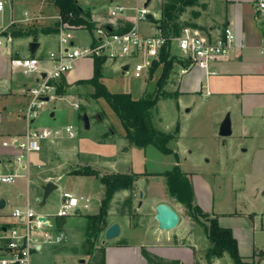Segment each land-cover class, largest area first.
Returning <instances> with one entry per match:
<instances>
[{"label":"rangeland","instance_id":"374dc122","mask_svg":"<svg viewBox=\"0 0 264 264\" xmlns=\"http://www.w3.org/2000/svg\"><path fill=\"white\" fill-rule=\"evenodd\" d=\"M78 1L86 9L107 13L115 2L126 0H114V3L110 0ZM200 1L202 4L206 0ZM15 2L20 6L21 0H15ZM151 7H155V16H160L162 1L152 0ZM201 8V6L188 8L184 17L192 19V9ZM206 15L208 17L205 19L201 17L199 21L206 25L212 24L213 13L210 11ZM146 24L144 23L143 26ZM51 39L54 40L52 43L57 40L56 36H52ZM174 48L177 50L176 47ZM49 50L50 47L42 41L38 51L48 53ZM135 60H130L132 65ZM73 73L69 74L68 80L66 78L59 80V85H63V93L55 91L54 98L50 103L48 102L49 104L47 103L45 110L40 113L32 127L60 128L72 125L74 128L75 137L63 135L60 138L48 140L41 153L40 161L43 168L41 174L48 175V169H55L50 180L54 181L58 178V189L46 198L45 205H41L44 200V189L41 184L33 182L28 192L25 176L18 177L13 183H3L0 194L4 197L0 199V202L6 201L1 208L7 218L16 221V218L12 216L16 208L21 210L31 208L37 214L47 213L56 216L64 191H71L78 197H88L91 200L89 208L79 214L67 216L66 238L57 247L67 250V255L71 256L67 260L71 264H89L90 254L86 253L82 246L85 241L83 226L87 220L86 214H96L99 211L104 186L95 176L75 175L71 171L88 164L101 173L128 171L147 173L148 175L138 182L134 202L137 212L134 217L118 213V202L127 196V191L117 193L113 199L107 221L110 225L113 220L119 223L120 236L104 242L105 230L97 239H91L95 240L97 245L118 244L119 240L125 239L130 243H142L162 254L161 256L178 258L192 264H207L205 253L211 246L204 231L207 220L203 217L193 219L186 207L171 197L167 190L166 177L163 173L171 170L178 162L193 183L195 203L211 216L216 215L222 218L223 226H234L240 254L248 256L245 257V261L264 264V160L257 159L251 150L243 151L250 144L249 138L239 137L236 133L221 136L220 125H215L214 128L212 124L215 116L224 120L229 115L233 122V103L225 100L224 104L222 103L223 106L220 104L218 107L220 110L218 109L215 115L207 110L206 106L205 108L201 106L205 110L195 107L193 111L186 113L189 105L185 107L184 104L189 103V99L183 98L184 103L182 102L180 107H178L177 98L159 101L154 118L156 127L165 132H173L178 121L180 128L181 125L184 127L178 139L168 143V146L177 152L179 156L177 161L174 154H165L154 145L146 149L130 145L124 136L121 121L111 106L104 99L87 98L93 91V87L79 82L92 76L93 60L91 58L76 61ZM159 74L160 71L156 74L151 72V76L146 80L144 77L137 78L132 73L124 74L117 66L111 67L107 63L104 64L103 81L111 91L131 92L138 98L155 93ZM16 90L17 87L14 88L15 93ZM67 95L70 96L65 97ZM13 100L17 110L22 109V97L18 93ZM74 104H82L85 108H76ZM227 104L230 105V109L224 111ZM54 105L56 108H53ZM53 110L55 115L51 116L50 113ZM84 113L89 115L91 121L89 129L85 128L82 120ZM97 114H100L102 120L98 119ZM254 114L256 121H252L253 124L264 128V108L255 110ZM200 120L203 124L197 125ZM103 137L105 140L101 142L99 139ZM58 171H61V177L57 176ZM22 182L24 184L21 188ZM140 191H143L142 196ZM20 195L23 197L20 198ZM159 199L170 200L180 213L179 224L172 230L183 235L180 245L169 237V231L159 228L155 218L156 207L154 208L155 202ZM236 213L237 218H233ZM215 262L216 264H234L228 254Z\"/></svg>","mask_w":264,"mask_h":264},{"label":"crops","instance_id":"0c3cea01","mask_svg":"<svg viewBox=\"0 0 264 264\" xmlns=\"http://www.w3.org/2000/svg\"><path fill=\"white\" fill-rule=\"evenodd\" d=\"M4 1L5 8L3 11H0V28L8 27L7 35L10 36V39L7 40L5 54L0 57V156L12 157L20 152L18 147L15 145L17 140L22 139L26 131L33 127L39 116L29 122L24 115L29 99L24 90L36 83L37 76L36 74L26 75L21 69L13 67L11 64V59L18 56L32 55L30 53L29 46L32 41H38L40 46L42 41H44L47 46L50 47V50L56 49L58 47V32L53 35L40 33L38 35V39L34 40L32 36H12L11 27L14 25L26 26L28 24H34L24 23L21 21L25 11H42L43 13L52 16L57 14L58 10L54 5L47 3L46 0H21L20 6H18L19 3L17 4L15 0ZM110 1L111 3H114V0ZM161 1L163 3V0ZM199 2L201 4L200 0ZM203 3L206 4V8H201L202 10L197 9L198 16L192 17L193 20L190 18L193 23L198 25V27L194 28L199 29L205 34H209L210 36H215L225 26H230L233 29L236 37L234 49L228 57H224L212 62L208 68L194 66L190 67L184 73L181 72V69L182 67L186 66V63L177 59L174 69V78L172 80V82L175 83H172L170 87L172 89H178L179 91V95L177 97L179 103L178 107L181 106L183 98L189 99L190 102H187L188 104H184L185 107L189 105V107L186 109V113H190L195 107L199 108L203 106L205 108L206 106L207 110L212 111L216 115L220 110L218 108L220 107V104L223 106L222 103L224 104L225 100L228 102L231 101V103H233V122H231L232 134L236 133L239 137L249 138L250 144L243 151L247 152L251 150L257 159L264 160V128L259 125H254L252 122L256 121L254 116L255 110L264 108V57L260 52L262 28L260 22L255 17V0H206L203 1ZM137 4L138 3L134 0L119 1L115 2V4H113L110 9L116 5H127L129 7H134ZM139 4H141V2H139ZM200 4L199 6L202 7V4ZM151 6L152 1L149 3V8L153 18L141 23L142 32L146 35L155 34L159 30L153 19L160 18L161 13L160 16L156 17L154 11L155 7L152 8ZM82 8L84 7L82 6ZM84 9H89L87 11L91 13L92 19L96 22V25H101L109 21H115L109 16L110 9L107 13L97 12L95 9L92 10L90 8ZM210 11L213 13V16H211L212 24L206 25L201 23L199 18L203 17L205 19L208 17L206 14H208ZM128 13L130 16H132L134 14V10L129 9ZM182 19L188 20L184 17V15L182 16ZM55 23V19L52 18L48 21L38 22L37 24L40 26H51ZM144 23L147 24L143 26ZM147 26L150 27L147 28ZM81 27L82 26L75 30V40L81 44H87L92 37V31ZM52 36H56L57 38L55 43H52V41H54L51 39ZM175 51L177 50H174V52ZM34 55L40 56L41 58H46L47 52H39L37 50ZM107 63L110 64L111 67L117 66L116 64L110 62H106L105 64ZM69 74H74L73 70L68 72L59 80L65 78L68 80V76H70ZM144 78L146 79V77ZM86 79L89 78H85L84 80ZM59 80L56 81V85H59ZM15 87H17L16 93L22 97V109L19 110H17L13 100V98L16 96V93L14 92ZM68 96L70 95L65 97ZM45 107L40 111V113L45 110ZM54 107L56 108V105H54L53 108ZM204 108L201 107V109ZM229 109L230 105L227 104L224 108V111ZM54 110L51 111V116L55 115ZM222 122L223 120L220 118H217L216 116L213 117L212 124L214 128L215 125L221 126ZM198 124H203L202 120L198 121L197 125ZM183 128L184 127L181 125V132ZM5 141H13L14 145L4 146L3 142ZM46 143L47 141L43 143V149ZM43 149L41 152L32 153V155H29L28 157L29 171L28 176L25 177V180L27 178L26 182L28 192L31 189V184H33V182H37L38 185L41 184V187L43 188V185H45L48 181H53L50 180V178L52 173L55 172V169H48V175L44 176L41 174V170L43 168L40 160ZM19 166L20 170L25 172L23 171L26 169L24 167L25 163H21ZM58 166H60V164ZM56 174L57 176H62L61 171L56 172ZM21 178H24V176ZM57 179H55L53 182L58 185ZM23 184L24 183L22 182L20 187ZM1 186L2 184H0V188ZM2 197H4L3 194H0V199ZM22 197L23 196L20 195V198ZM162 202L168 203L173 209L177 211L180 216V213L175 208V206L171 204L170 200L167 199L157 200L154 204V208ZM45 204L46 198L42 201L41 205ZM1 207L3 206H0V258L4 255V251L6 250V239L3 236L7 229L15 222L14 220L9 219V217L7 218L6 214L2 212L3 208ZM83 210L84 209L78 210L76 213L79 214ZM38 214L46 216L53 224L51 229H56L55 216H51L47 213ZM233 218H237V213L233 215ZM221 221L222 218L219 217V222L222 225ZM114 222L115 220H113V223ZM230 228L233 230V233L236 237L234 226H231ZM65 229L66 225L64 226L63 230L65 231ZM169 232V237H172V240H174L178 245L182 244L180 240L183 238V235L181 236L172 230ZM142 246L146 245L142 243L130 242H128L126 245H105V264H146V259L144 258L141 251ZM53 248V245L46 244L41 248V250L33 251L32 264H71L70 261L67 260L71 256H68L66 251L54 252ZM148 248L151 251L162 255L159 252L152 250V248ZM212 264H216V262H213ZM258 264H260V262Z\"/></svg>","mask_w":264,"mask_h":264},{"label":"built area","instance_id":"2783aa9c","mask_svg":"<svg viewBox=\"0 0 264 264\" xmlns=\"http://www.w3.org/2000/svg\"><path fill=\"white\" fill-rule=\"evenodd\" d=\"M134 1L138 3L134 7L116 5L110 9L109 16L115 21L96 25L91 29L92 37L87 44L75 40V30L80 27L69 25L61 14L51 16L42 11L24 12L21 20L24 23H38L52 18L58 23V47L49 50L46 58L27 55L11 59L13 67L21 69L26 75L37 76L36 83L24 90L29 98L24 114L27 121L31 122L39 116L40 111L54 98L57 90L56 81L73 70L76 61L82 58L102 57L105 63L116 64L124 74L132 73L137 78H147L151 76V67L155 61L160 60L163 50L169 51L176 59L186 63L181 69L182 73L194 66L208 68L212 62L228 57L232 53L236 37L230 26H225L215 36L205 34L191 26H186L179 34L168 36L163 35L160 29L155 34H144L141 23L148 20L149 3L152 0ZM4 8L5 1L0 0V11ZM129 9L134 10L132 16L128 13ZM255 17L262 28L260 52L264 57V0H255ZM120 19L131 22L132 26L124 31L113 30V27L117 28ZM7 30L8 27L0 28V57L5 54L7 40L10 39ZM174 47L177 48L175 52ZM131 59H136L133 65ZM125 65H129L127 70L123 69ZM158 71H154L153 74ZM74 106L78 108L79 105ZM63 135L75 137L73 126L29 128L15 144L20 150L18 154L12 157L0 156V184L13 183L18 177H27L29 155L41 152L45 141ZM3 145L14 144L13 141H5ZM21 163H25V172L20 170ZM89 205L88 197H78L71 191H64L62 203L55 217L70 216L78 210L88 208ZM12 216L16 221L3 236L6 239V250L0 258V264H32L33 251L41 250L46 244L60 245L66 238L64 230L51 229L53 227L51 221L46 216L35 213L31 208L26 210L16 208ZM40 217L45 219L42 220Z\"/></svg>","mask_w":264,"mask_h":264},{"label":"trees","instance_id":"16d2710c","mask_svg":"<svg viewBox=\"0 0 264 264\" xmlns=\"http://www.w3.org/2000/svg\"><path fill=\"white\" fill-rule=\"evenodd\" d=\"M47 3L54 5L58 13L62 15L65 22L73 27H85L89 30L96 26L91 13L82 8L78 0H46ZM199 0H163L161 16L153 19L154 23L163 35L179 34L186 26L198 27L190 19L183 20L182 16L188 8L199 6ZM206 8V4H202ZM198 11L192 9L191 17H197ZM132 26V23L124 19L118 20L115 31H124ZM58 23L51 26H40L37 23L26 26L14 25L11 27V34L14 37L32 36L38 39L40 33L46 35L56 34ZM177 59L169 51L163 50L159 61H155L151 71H160L156 83V90L153 95H145L138 98L133 97L130 92L111 91L103 81L105 59L96 57L93 59V75L79 83L90 84L93 91L87 98L104 99L118 115L124 128V136L130 145L146 149L150 145L156 146L165 154H174L177 161L179 156L168 146L172 140H177L180 133V123L177 122L173 132L159 130L155 125V114L157 113L158 103L162 99L177 98L178 89H172L170 85L174 78V69ZM63 85H57V91L63 93ZM78 108L84 109L85 106L79 104ZM102 114V113H101ZM113 128V127H112ZM99 140L104 141V137ZM75 175H91L99 179L104 186L101 197L100 209L96 214H86V223L83 226L85 241L82 246L85 252L90 254L89 264H105V245H97L95 240L110 224L107 216L111 209L115 195L121 191H127V196L118 202V213L134 217L136 215L135 198L137 196L138 182L147 176V173L135 172H111L101 173L90 165L71 171ZM166 177L167 190L171 197L181 202L187 209L188 214L193 219L203 217L206 219L204 231L211 242V246L206 249L205 259L208 264H212L217 259L223 258L228 254L234 264H258L245 261V257L240 254L238 240L230 227L222 226L219 216H211L204 211L200 205L195 203V192L193 183L188 175L181 169L178 162L171 170L163 173ZM67 223V217H56L55 226L57 230H63ZM89 243V244H88ZM119 245H126L128 241L121 239ZM54 252L67 251L54 246ZM76 252L75 249H72ZM142 254L146 259V264H187L178 258L161 256L151 251L147 246H142Z\"/></svg>","mask_w":264,"mask_h":264},{"label":"water","instance_id":"95a60500","mask_svg":"<svg viewBox=\"0 0 264 264\" xmlns=\"http://www.w3.org/2000/svg\"><path fill=\"white\" fill-rule=\"evenodd\" d=\"M147 6V3L145 4ZM148 19H152L153 15L151 13L147 14ZM30 53L34 55L38 48L40 47V43L38 41H32L30 43ZM129 65H125L123 67L124 70H127ZM45 75V74H44ZM53 114V113H52ZM99 120H102L100 114H97ZM82 120L86 129H89L91 126V121L89 115L84 113L82 115ZM220 135L221 136H229L232 134L231 127V119L230 116L227 115L220 126ZM58 188V185L53 181H48L45 185H43L44 189V199L47 198L51 192ZM143 195V191H140V196ZM5 201L2 200L0 202V206H4ZM155 218L158 222L159 228L163 230H173L177 227L180 221V216L175 209H173L168 203L162 202L156 206V215ZM40 219L44 220V217H40ZM121 234V227L119 223H112L105 231V239L104 242L116 239Z\"/></svg>","mask_w":264,"mask_h":264}]
</instances>
